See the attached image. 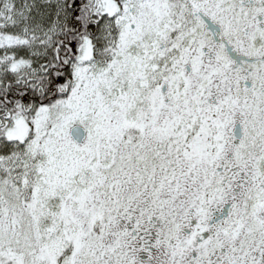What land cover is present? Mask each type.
<instances>
[{"label":"snow or ice","instance_id":"1","mask_svg":"<svg viewBox=\"0 0 264 264\" xmlns=\"http://www.w3.org/2000/svg\"><path fill=\"white\" fill-rule=\"evenodd\" d=\"M0 264H264V0H0Z\"/></svg>","mask_w":264,"mask_h":264}]
</instances>
